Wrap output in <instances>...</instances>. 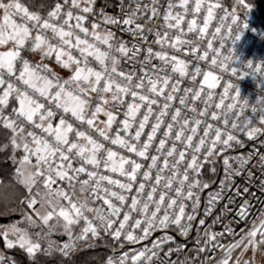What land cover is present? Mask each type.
<instances>
[{
    "label": "snow or ice",
    "instance_id": "snow-or-ice-1",
    "mask_svg": "<svg viewBox=\"0 0 264 264\" xmlns=\"http://www.w3.org/2000/svg\"><path fill=\"white\" fill-rule=\"evenodd\" d=\"M96 4L51 0L30 10L34 5L22 0H0V128L10 133L0 151L10 149L17 183L28 192L19 203L31 210L20 221L0 224L7 249L22 250L30 264L55 254L67 258L60 264H71L82 244L93 247L101 233L115 252L117 245L139 244L159 231L163 235L151 247L108 256L105 264H177L175 254L184 255L179 264H241L249 250L253 256L264 252V206L249 219L253 201L264 200V95L250 103L239 84L220 75L264 78V61H240L234 47L249 28L252 5L234 0L229 11L222 0H132L127 6L119 0V13L110 15L107 5ZM53 60L68 78L49 67ZM241 135L255 143L247 154L233 155L246 146ZM218 160L223 178L202 206L201 193L215 183L203 169L214 178ZM242 176L246 183L240 186L236 179ZM38 183L46 189L43 196L32 194ZM14 211L6 206L0 216ZM229 215L234 223L226 224ZM216 224L222 231H211ZM170 232L185 242L174 246ZM193 233L197 247L188 253L186 239ZM54 234L67 241L53 240ZM218 237L231 239L224 244ZM0 264L18 262L0 252Z\"/></svg>",
    "mask_w": 264,
    "mask_h": 264
},
{
    "label": "built area",
    "instance_id": "built-area-1",
    "mask_svg": "<svg viewBox=\"0 0 264 264\" xmlns=\"http://www.w3.org/2000/svg\"><path fill=\"white\" fill-rule=\"evenodd\" d=\"M131 2H132V0H125V5L127 6ZM140 2L141 3H150V0H140ZM162 2H164V0H162ZM222 3L224 5V7L229 9V11L231 10V8H229L224 2H222ZM105 5H107L106 11H107L108 14L116 15V14L119 13V0H97V4H96L95 7L97 9H99V8L105 6ZM133 6H135V5L133 4ZM219 14H220V11L218 10V16H219ZM238 14L241 17V20L245 19L244 15H241L240 13H238ZM189 18H191V17H189ZM160 23H163V21L161 20ZM247 23L249 24V28L245 30V32L243 33L241 39L239 41H237L235 43V45H234L235 50H236V55L238 56L240 61L247 62L248 60H252L255 63H259L261 61H264V28L257 27L254 24L253 19L251 17L247 18ZM86 26H88V25L86 24ZM216 26H217V20H214L212 25L210 26L209 32L214 30V28ZM109 27H111L113 31H117L115 26H109ZM182 27H184L186 29V24L182 25ZM253 29H255V31H253ZM237 31L238 30L236 28H234L233 29V35H235L237 33ZM117 35L122 37L125 41H128V40L131 39L129 34L124 33V32L117 31ZM171 35H175V33L173 32ZM189 38L194 39L195 37L190 34ZM152 39H153V37L149 36V40H152ZM231 43H232L231 39H229L226 42L225 49L223 50L225 52V54L227 53V49L231 46ZM204 44H206V41L204 42ZM214 44H215L216 47L219 46L218 42H214ZM153 47H154V50H159V46L153 45ZM202 48H203V45H202ZM169 52L171 53V49H169ZM176 54L178 56H181V58H186V59L191 60L190 56L183 57L180 53H176ZM36 58L37 59H35V60L33 58L32 59L34 61H38L39 58L38 57H36ZM139 58H142V57H138V59ZM152 62L154 64L155 63H159L158 60H153ZM48 63H49V67L52 68L53 71L58 73L61 78L66 79V78L69 77L70 73L68 72V70L62 69L59 65H57L55 63L54 60L53 61H48ZM128 66L130 67V65H128ZM138 66L139 65H137V67ZM231 66H233V65H230V67ZM201 67L202 68H206L207 65L204 62H201ZM242 70L246 71V69H242ZM220 75L223 76L224 80H231L233 83L239 84V87H240V90H241V95L243 97L247 98L250 103L254 104L256 102L257 98H259L261 95H264V91H261V89L264 88V78H260V77L253 78L251 75H249V76L243 78L242 80H240V79H237V77H233V76H231L228 73H220ZM201 79H202V76L197 78V84H199V81ZM187 84H188V81L185 80L184 84L181 87L187 86ZM220 90H221V88H218L216 91L219 92ZM176 103H178V102H176ZM196 107L199 109V108L202 107V105L199 102H197ZM188 115L191 116V113H189ZM103 117L104 116L101 115L99 117V119L100 120H105V119H103ZM119 119H123V116L121 115L119 117ZM115 127L116 126L114 125V128ZM149 130H150V128L146 127L145 128V133H147ZM145 138L146 137L142 136V140L145 139ZM240 138L242 140H245L246 146L243 147V148H237L234 152H232L233 155H235V154H247L248 150L252 147L253 143H255V141H252V142L247 141L246 137H244L243 135H241ZM260 139H264V137H260ZM113 147H115V146H113ZM261 151L264 152V148H262ZM123 154L130 155V154L126 153V152H124ZM254 163H255V161H253V164ZM216 167L218 169V172H217V175L214 178L209 175V171H208L207 167H205L203 169L204 177L206 179H208V180L214 179L215 183L212 185L211 188H209V189H207V190H205L204 192L201 193L202 206L207 201L208 193L213 191V190H216L220 179L223 178L222 160H218L217 161ZM249 167H252V165L250 164ZM252 171L256 172L257 177H259L261 175V173L257 170V167H252ZM2 182H3V177L0 176V184ZM245 183H246V180H245L244 176L239 177V178L236 179V184H238L240 186H243ZM257 183H258V181H257ZM55 187H56V185H53V188H55ZM252 191L256 192L257 196L260 195V193L256 190L255 185L252 186ZM32 194H35V192H33ZM41 196H43L42 193H41ZM38 199H40V197H37V200ZM253 203L256 205V209H254L253 214L250 215V217H249L250 221H251V219H253V218H255L256 216L259 215V211L258 210H259V208L261 206H264V200H262V201H253ZM221 206H223V205L221 204ZM215 211L218 213L219 212V208H217ZM121 219H122V217H121ZM230 222L234 223L232 221V219H231V215H229L228 219H226L224 221V223L228 224ZM207 223L208 224L212 223V217L208 218ZM82 224H83V222H81V225ZM244 228H245V225L243 223H240V224L237 225V231L238 232H242V230ZM79 230H80V226H79L77 232ZM211 231H214V232L222 231V225H220V224L213 225L212 228H211ZM137 234H139V230H137ZM170 234L173 235L175 237V239H176V245H174V246H178L179 244L185 242V238L182 237V236H179L178 233L170 232ZM200 234L203 235V232L201 231ZM161 235H163V233L157 231V232H154L152 234V236L148 240L142 241L139 244L129 245V244L125 243V246L123 248H120L117 245L116 248H115V252L113 251V248L111 246L113 244V241L109 237L104 236L103 233H101V236L103 238L95 239L94 243L97 242V241H100V240L101 241H106L108 243L109 256H119V255H122L123 252H125V251H129L130 252L132 249L139 250V249H142L145 246L151 247V241L156 239L157 237H159ZM194 239H195V233L191 234L186 239V243L188 245L186 251L188 253L195 252V249H196L197 245L194 243ZM218 239H221V243L227 244L229 242V240L231 239V237H228V238H219L218 237ZM65 241H67V236L64 237L60 243L62 244ZM86 247H88L86 243L82 244L81 248L78 251H80V250H82V249H84ZM209 247H211V245H209ZM218 253H219V250H217V252H214L213 255L216 256V255H218ZM259 253L263 257V260L261 261L260 264H264V252H259ZM254 257H257L256 254L254 255ZM65 259H67V258H65ZM171 259L174 260V261H177V264H179V261L184 259V255L175 254V255H173L171 257ZM253 262H254V264H258L257 261H256V258L253 260Z\"/></svg>",
    "mask_w": 264,
    "mask_h": 264
},
{
    "label": "trees",
    "instance_id": "trees-1",
    "mask_svg": "<svg viewBox=\"0 0 264 264\" xmlns=\"http://www.w3.org/2000/svg\"><path fill=\"white\" fill-rule=\"evenodd\" d=\"M22 2L30 6L34 5V7H30V8L32 10H37L41 7V5L50 4L51 0H22ZM223 2L226 3V5H228L230 8L235 6L234 0H223ZM246 2L252 5V11L250 12L249 17L253 19V22L257 27L264 28V0H246ZM238 12L241 15H244V10L238 9ZM8 135H10V133L7 130L0 128V143L5 142ZM19 155L20 154L17 153V156ZM10 157H11L10 149L6 151H0V176L3 177V182L0 184V213L6 212V206L7 208H20V210L26 206L20 204L19 201L23 197H25L28 192H26L27 189L23 185L17 183L16 165ZM5 197H7V200H5ZM24 211H27V208H25ZM15 213H17V211L10 212L2 216L9 217L10 219L8 223L10 222L12 223L15 220L18 221L22 217L21 215L18 216V218L13 219L11 216H14ZM97 245L98 248L96 247ZM100 246H104V247H100ZM0 247L4 254L12 256L18 262V264H30L27 254L24 253L22 250L18 248L7 249L4 240L0 241ZM93 247H95V250L93 249L86 250L89 248L86 247L78 251L74 255V256L77 255L75 261L76 262L83 261L84 259H88L89 257H91L92 260V261L90 260L91 264H94L93 260H96L95 263L99 264V258L102 261L105 260L106 255L107 257L109 256L108 244L106 241H98L94 243ZM39 258L41 264H60V261L63 259L62 257L59 256V254H55L52 257L40 256ZM90 261L88 262V264H90Z\"/></svg>",
    "mask_w": 264,
    "mask_h": 264
},
{
    "label": "rangeland",
    "instance_id": "rangeland-1",
    "mask_svg": "<svg viewBox=\"0 0 264 264\" xmlns=\"http://www.w3.org/2000/svg\"><path fill=\"white\" fill-rule=\"evenodd\" d=\"M25 4H26V3H25ZM33 59L35 60V59H37V58H36V57H33ZM103 119H106V117H103ZM37 190H39L40 193H43V195H44V193L46 192V189H44L42 183H38V184L33 188L32 193H33V192H36ZM26 192H27V191H26ZM26 195H28V193H27ZM39 200H40V199H38V201H39ZM25 208H26V206H25L24 208H22L21 210H20V208H14V209H16V211H17V213H15V215H17V216H21V213L25 210ZM36 208H40L39 203L36 205ZM27 211H28V209H27ZM40 211H41V213L43 214V213L45 212V209L40 208ZM5 217H7V216H5ZM11 217H12V216H11ZM17 218H18V217H17ZM20 220H22V217H21V219H19L18 221H20ZM13 222H16V220L13 221ZM53 222H54V221H53ZM10 223H11V222H10ZM7 224H9V223H7ZM7 224H3V225H7ZM77 228H78V226H76L75 231L77 230ZM39 230H40L39 228L33 229V231H39ZM45 230H46V229H45ZM64 237H66V236L56 235V234H54V235L52 236V239L61 242V241H62L61 239H63ZM1 238H2V237H1ZM1 238H0V241L3 240V238H2V239H1ZM100 241H101V240H100ZM97 242H98V241H97ZM95 243H96V242H95ZM98 245H99V244H98ZM98 245L96 246L97 248H98ZM100 247H104V246H100ZM91 249L95 250V247H91V248H88V249H86V250H91ZM239 251H240V250H236V252L234 253V258H235L236 255H239ZM0 252H2L1 247H0ZM76 256H77V255H76ZM76 256H74L73 258H71V264H88V262L91 260V257H89L88 259H84L83 261H77V262H76V261H75V260H76V259H75ZM256 256H257V257H254L252 251L249 250V251H248L247 253H245L244 256L242 257V259H241V264H243V260H247V259H249V258H252L253 260L256 258L257 263L260 264L261 261L263 260V257H262V255H261L259 252L256 253ZM106 257H107V255H106ZM106 257H105V260H102V261H101V259L99 258V264H105ZM94 258H97V257H94ZM94 258H93V259H94ZM91 261H92V260H91ZM91 261H90V264H91ZM95 261H96V260H93L94 264H96Z\"/></svg>",
    "mask_w": 264,
    "mask_h": 264
},
{
    "label": "water",
    "instance_id": "water-1",
    "mask_svg": "<svg viewBox=\"0 0 264 264\" xmlns=\"http://www.w3.org/2000/svg\"><path fill=\"white\" fill-rule=\"evenodd\" d=\"M18 216L17 215H14L12 216L13 219H16ZM9 217H5V216H0V223L2 224H6L9 222Z\"/></svg>",
    "mask_w": 264,
    "mask_h": 264
},
{
    "label": "bare ground",
    "instance_id": "bare-ground-1",
    "mask_svg": "<svg viewBox=\"0 0 264 264\" xmlns=\"http://www.w3.org/2000/svg\"><path fill=\"white\" fill-rule=\"evenodd\" d=\"M227 6H228V5H227ZM228 7H229V6H228ZM229 8H230V7H229ZM30 9H31V8H30ZM31 10H32V9H31ZM238 13H239V12H238ZM173 103H174V105L177 104L176 102H173ZM42 194H43V193H42ZM76 232H77V231H76ZM61 240H62V239H61ZM59 243H60V242H59ZM107 244H108V243H107ZM108 251H109V250H108ZM75 254H76V253H75ZM75 254H74V255H75ZM74 255H73V256H74ZM73 256H72V257H73ZM72 257H71V258H72ZM62 258H63V257H62ZM63 259H65V258H63Z\"/></svg>",
    "mask_w": 264,
    "mask_h": 264
},
{
    "label": "crops",
    "instance_id": "crops-1",
    "mask_svg": "<svg viewBox=\"0 0 264 264\" xmlns=\"http://www.w3.org/2000/svg\"><path fill=\"white\" fill-rule=\"evenodd\" d=\"M0 224H2V223H0ZM7 224V223H6Z\"/></svg>",
    "mask_w": 264,
    "mask_h": 264
}]
</instances>
